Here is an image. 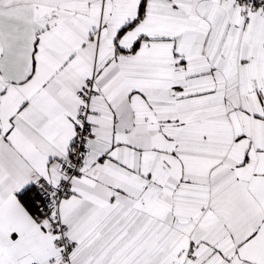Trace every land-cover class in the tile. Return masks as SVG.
Returning <instances> with one entry per match:
<instances>
[{
	"label": "snow or ice",
	"instance_id": "6c2138e0",
	"mask_svg": "<svg viewBox=\"0 0 264 264\" xmlns=\"http://www.w3.org/2000/svg\"><path fill=\"white\" fill-rule=\"evenodd\" d=\"M0 264H264V0H0Z\"/></svg>",
	"mask_w": 264,
	"mask_h": 264
}]
</instances>
